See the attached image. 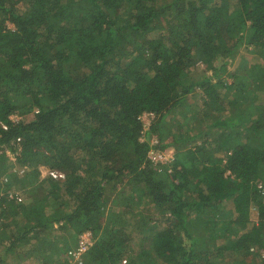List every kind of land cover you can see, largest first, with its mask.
Masks as SVG:
<instances>
[{
    "label": "trees",
    "instance_id": "obj_1",
    "mask_svg": "<svg viewBox=\"0 0 264 264\" xmlns=\"http://www.w3.org/2000/svg\"><path fill=\"white\" fill-rule=\"evenodd\" d=\"M258 184L264 0H0V264H264Z\"/></svg>",
    "mask_w": 264,
    "mask_h": 264
},
{
    "label": "rangeland",
    "instance_id": "obj_2",
    "mask_svg": "<svg viewBox=\"0 0 264 264\" xmlns=\"http://www.w3.org/2000/svg\"><path fill=\"white\" fill-rule=\"evenodd\" d=\"M9 26L11 27L12 25H10L9 24ZM246 54H248V52H246V50H244L243 48H242V50H241V53L238 55V56H236L234 59H232L231 61H229L228 63H227V66H226V69H225V71H223L222 72V74L220 75L221 77H223V78H225V79H227V82H231V73H235V72H240L241 71V68L242 67H244L243 65L247 62V59L245 60V58H247L246 57ZM249 56H252V59L253 58H256V59H258V60H260V56L257 54V53H254L253 55H251L250 53L248 54ZM242 60H243V63H242ZM224 62V60L223 59H220V60H216L215 61V63H216V65L218 66V65H220L221 63H223ZM204 73H206V74H210V73H212V70H211V68H209V67H207L202 61H197V62H195L194 63V65H193V67H192V70H191V74H193L195 77H197V76H200V75H202V74H204ZM190 98H189V100H190V103H194V102H198V103H200L201 102V99H202V95H201V92L199 91V89H197L196 88V90L195 91H193L191 94H190ZM189 102V101H188ZM189 115V114H188ZM15 118H16V120L17 119H19V116L18 115H16L15 116ZM140 119H141V121H142V124H143V130H142V133H141V135H140V138H142L143 140L144 139H146L147 138V132H148V128H149V126L155 121V119H156V117H155V115L153 114V113H150V112H144V113H142L141 115H140ZM174 119L175 120H177L178 119V121H180V119L182 120V129H181V132L182 133H184V132H189V131H191V130H189V129H187V131H186V126L185 125H187V123L186 122H189V120H187L186 119V121H185V119L180 115V112H178L177 111V113L175 112V111H172V113H170L169 115H167L166 116V118H165V123L167 124V125H169L170 126V128H171V126H174V127H176V124H173V121H174ZM190 123H193V124H195L196 122H195V120H194V122H189V124L188 125H192V124H190ZM177 128V127H176ZM176 128L174 129V130H176ZM170 131L171 132H173L171 129H170ZM190 134H192V133H194V131H192V132H189ZM152 135V136H151ZM171 135H168V139H169V137H170ZM150 139H149V141L152 139V138H156L157 140H158V138H157V135L156 134H150V137H149ZM166 138V139H167ZM148 139V138H147ZM188 144H186V145H191L190 143L191 142H187ZM197 142H195V143H193V144H196ZM192 144V145H193ZM166 153H168V154H171V155H173L174 156V150H173V148L172 147H169L166 151H165ZM167 164L168 165H166L167 167H170V162H167ZM17 169V168H16ZM40 170H41V176H43V175H46L47 174V172L49 171L48 170V168H46L44 165H41L40 166ZM18 173L19 174H22V171L20 172V170H18ZM21 194V193H20ZM19 194V195H20ZM231 203H228V205H227V207H226V211H227V213L223 216V219H230V218H232V214H231V211H232V209H231ZM113 206H115L114 208L115 209H118V206H116V204H113ZM154 215L157 217V213L155 212L154 213ZM76 248V246L73 248V249H71V250H69L68 251V260H71V263H74L75 262V259L70 255V252L72 251V250H74ZM34 261V260H33ZM30 264H32L33 262L31 261V262H29ZM24 264H28V261L26 260V261H24ZM122 264H124V261L122 262Z\"/></svg>",
    "mask_w": 264,
    "mask_h": 264
},
{
    "label": "built area",
    "instance_id": "obj_3",
    "mask_svg": "<svg viewBox=\"0 0 264 264\" xmlns=\"http://www.w3.org/2000/svg\"><path fill=\"white\" fill-rule=\"evenodd\" d=\"M16 115H12L10 118L14 121H16L15 118ZM2 127L6 128V126L2 125ZM141 141H143L142 138H140ZM157 142L156 138H152L149 143L151 145L155 144ZM148 155L149 157L156 162H160V163H166V162H171L174 157L171 154L166 153L165 151L159 150L157 148H150L148 151ZM17 169H16V168ZM15 170L18 171L20 170V172L22 171V173L25 171L24 167H19L17 165H15ZM47 174L52 175L53 177H62V173L56 172V171H51L49 170L47 172ZM257 187L259 188L260 192L264 195V185L263 184H258ZM93 244V235L91 231H84L82 232L77 240V245L76 248L74 250H72L70 252V255L75 259V261L79 262V264H81V257L82 255L88 250V248Z\"/></svg>",
    "mask_w": 264,
    "mask_h": 264
}]
</instances>
